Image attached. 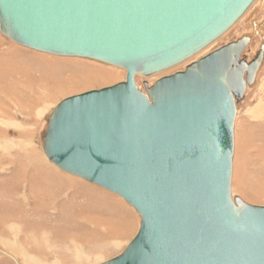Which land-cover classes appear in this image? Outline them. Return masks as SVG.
<instances>
[{
    "label": "water",
    "instance_id": "1",
    "mask_svg": "<svg viewBox=\"0 0 264 264\" xmlns=\"http://www.w3.org/2000/svg\"><path fill=\"white\" fill-rule=\"evenodd\" d=\"M256 0H0V31L126 81L62 100L41 136L64 173L116 194L136 236L101 264H264V206L232 194L235 122L264 64L243 35L143 91L230 30Z\"/></svg>",
    "mask_w": 264,
    "mask_h": 264
},
{
    "label": "rangeland",
    "instance_id": "2",
    "mask_svg": "<svg viewBox=\"0 0 264 264\" xmlns=\"http://www.w3.org/2000/svg\"><path fill=\"white\" fill-rule=\"evenodd\" d=\"M246 34L253 37L247 52L252 57L264 41V0L199 55L167 71L137 75L135 82L145 91V83L184 71ZM126 78L125 69L37 52L0 31V110L9 109L0 117V264H101L120 255L136 236L138 213L116 194L59 170L41 141L48 117L62 100ZM20 83L30 91L17 88L23 96L13 105L2 91ZM17 104H23L22 112ZM232 193L264 206V64L235 122Z\"/></svg>",
    "mask_w": 264,
    "mask_h": 264
},
{
    "label": "bare ground",
    "instance_id": "3",
    "mask_svg": "<svg viewBox=\"0 0 264 264\" xmlns=\"http://www.w3.org/2000/svg\"><path fill=\"white\" fill-rule=\"evenodd\" d=\"M256 1H257V0H256ZM254 4H255V3H254ZM259 8H260V7H259ZM242 18H243V17H242ZM242 18H241V19H242ZM255 18H256V17H255ZM241 19H240V20H241ZM245 19H246V18H245ZM240 20H239V21H240ZM236 24H237V23H236ZM257 24H258V23H257ZM233 27H234V26H233ZM233 27H232V28H233ZM232 28H231V29H232ZM258 31H259V29H258ZM228 32H229V30H228L226 33H228ZM226 33H225V34H226ZM257 33H258V32H257V30H256V31H255V34H257ZM225 34H224L223 36H225ZM223 36H221L220 38H222ZM261 36H262V34L260 35V38H261ZM220 38H219V39H220ZM219 39H218V40H219ZM252 39H253V37H252ZM216 41H217V40H216ZM216 41H215V42H216ZM215 42H214V43H215ZM214 43H212V44H211L210 46H208L207 48L211 47ZM207 48H205L204 50H206ZM204 50H202L201 52H199L197 55H199L200 53H202ZM197 55H195V56H197ZM195 56H193V57H195ZM193 57H192V58H193ZM192 58H190V59H192ZM190 59L186 60L185 62L189 61ZM185 62H183V63H185ZM181 64H182V63H181ZM179 65H180V64H179ZM175 67H176V66H175ZM171 69H172V68H171ZM258 75H259V74H258ZM141 76H142V75H141ZM136 78H137V75L135 76V81H136ZM257 78H258V76H257ZM256 80H257V79H256ZM19 85H21V87H20ZM22 87H24V86H23V84H21V83L18 84V85H14V86H9V85H8V86H6L5 91H2V94H3L2 97H5V96H6L8 102H9L10 99H11V103H12V104H13V101H14V102H17V103H20V97L23 96V95L21 94L20 91H18V92H15V91H17V88H21V89H22ZM25 89L27 90V92L30 91L28 88H25V87H24L23 90H25ZM249 89H250V88H249ZM249 89H248V90H249ZM18 90H19V89H18ZM28 90H29V91H28ZM25 92H26V91H25ZM247 92H248V91H247ZM23 94H24V93H23ZM246 94H247V93H246ZM0 96H1V95H0ZM6 97H5V99H6ZM22 98H23V97H22ZM30 99H31V98H30ZM31 100H32V99H31ZM11 103H10V104H11ZM39 103H40V102H39ZM13 105H14V104H13ZM15 105H16V104H15ZM22 105H23V104H22ZM22 105H21V104H17V106H18L17 108H18L19 111L23 109V106H22ZM4 107H5V105H4ZM7 112H9V109H7V107L3 108V110L1 109V110H0V117H2V118L7 117V115H6ZM20 112H22V111H20ZM38 112H39V111H38ZM0 121L2 122L1 119H0ZM6 123H7V121H6ZM8 123H10V122H8ZM12 124H13V123H12ZM18 124H19V123H18ZM12 126H13V125H12ZM16 126H18V125H16ZM8 127H9V126H8ZM22 127H23V126H22ZM22 127H21V128H22ZM18 128H19V127H18ZM232 194H233V193H232ZM233 197H234V195H233ZM0 244H1V243H0ZM3 246L8 247V248L10 249V251L12 250V249H11L12 247H11L10 245H8V244H4ZM10 247H11V248H10ZM6 249H7V248H6ZM18 250H20V249H18ZM18 250H17V251H18ZM21 251H22V250H21ZM15 252H16V251H15ZM78 255H79V254H78ZM82 256H83V255H82ZM79 258H80V257H79ZM79 258H78V259H79ZM82 259H83V258H82ZM37 262H38V261H37ZM103 262H105V261H103ZM79 263H81V261H80ZM98 263H99V260H98ZM98 263H97V264H98ZM99 264H100V263H99Z\"/></svg>",
    "mask_w": 264,
    "mask_h": 264
},
{
    "label": "flooded vegetation",
    "instance_id": "4",
    "mask_svg": "<svg viewBox=\"0 0 264 264\" xmlns=\"http://www.w3.org/2000/svg\"><path fill=\"white\" fill-rule=\"evenodd\" d=\"M250 45H251V44H250ZM250 45H249V46H250ZM248 49H249V47L244 51V53H243L244 55H247Z\"/></svg>",
    "mask_w": 264,
    "mask_h": 264
}]
</instances>
